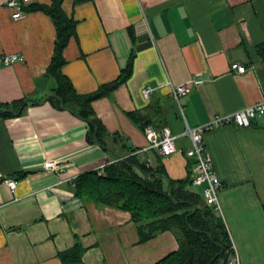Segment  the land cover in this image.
Masks as SVG:
<instances>
[{"label": "crops", "instance_id": "obj_1", "mask_svg": "<svg viewBox=\"0 0 264 264\" xmlns=\"http://www.w3.org/2000/svg\"><path fill=\"white\" fill-rule=\"evenodd\" d=\"M8 1L0 0V103L30 102L22 115L0 117V264H63L61 253L77 243L85 264H158L179 249L175 233L141 242L129 211L83 201L74 181L131 150L152 166L161 160L173 180L194 177L187 127L264 100V0H63L76 22L63 72L78 93L116 80L132 60L126 82L93 103L110 134L107 148L87 140L85 120L47 99L56 87L46 76L57 39L53 19L43 11L15 19ZM9 54L19 59L5 65ZM235 63L247 71L233 70ZM169 81L195 82L183 111ZM147 86L155 88L149 99ZM133 112L153 124L142 129ZM164 127L179 136L171 156L148 148L147 130ZM204 144L222 182L219 215L242 264H264V114L250 127H215ZM48 160L60 171L46 169ZM9 178L17 180L14 192Z\"/></svg>", "mask_w": 264, "mask_h": 264}, {"label": "trees", "instance_id": "obj_2", "mask_svg": "<svg viewBox=\"0 0 264 264\" xmlns=\"http://www.w3.org/2000/svg\"><path fill=\"white\" fill-rule=\"evenodd\" d=\"M83 1L76 0L77 3ZM62 4L63 0H53L52 5L33 3L27 8L30 12H45L57 28L55 52L46 73L47 77L56 81V87L47 99L85 120L89 124L87 140L107 148L110 134L98 118L93 103L110 96L126 82L132 73V60L116 80L92 93H78L63 72L67 64L64 51L76 35V22L65 14ZM258 51L264 58V43L259 45ZM29 102L23 99L11 104L0 103V117L22 115ZM129 117L142 129L153 124L152 118L140 112L129 113ZM25 175L17 174L15 178ZM193 187V177L173 180L161 160L158 165L152 166L136 150L107 164L101 173L88 172L74 181L75 195L83 201L129 211L141 242L165 231L175 233L179 249L158 264H228L233 251L228 228L222 217L203 203L202 194ZM60 257L63 264H85L80 243L62 252Z\"/></svg>", "mask_w": 264, "mask_h": 264}, {"label": "built area", "instance_id": "obj_3", "mask_svg": "<svg viewBox=\"0 0 264 264\" xmlns=\"http://www.w3.org/2000/svg\"><path fill=\"white\" fill-rule=\"evenodd\" d=\"M35 2L37 0H9L7 6L13 11V17L15 19H21L26 14L27 8ZM18 59L19 57L17 55L9 54L4 56L3 61L5 65H10ZM232 69L240 74L247 71L245 66L239 65L238 63L233 64ZM194 84V81L179 85H174L171 81L167 83L181 111H183L182 99L189 94ZM154 91V87L147 86L143 89L142 93L146 99H149ZM258 114H264V100L228 115H218L208 124L193 128L187 127L182 135L188 137L190 140V147L186 150L185 154L189 159L194 160L195 175L193 177V186L203 187L202 197L205 203L218 214L222 215V208L219 201L222 182L214 170L212 157L206 151L204 136L207 131L223 125H236L240 128L250 127ZM146 136L149 142L148 148L158 150L162 156H171L178 151L177 141L179 136L173 134L168 127L160 130L150 128L147 130ZM44 167L53 172H58L61 169V165L53 160L46 161ZM6 184L11 192H14L17 188V180L15 179H7ZM232 250L228 264H242L233 241Z\"/></svg>", "mask_w": 264, "mask_h": 264}, {"label": "rangeland", "instance_id": "obj_4", "mask_svg": "<svg viewBox=\"0 0 264 264\" xmlns=\"http://www.w3.org/2000/svg\"><path fill=\"white\" fill-rule=\"evenodd\" d=\"M197 191L200 192L199 189H197Z\"/></svg>", "mask_w": 264, "mask_h": 264}]
</instances>
